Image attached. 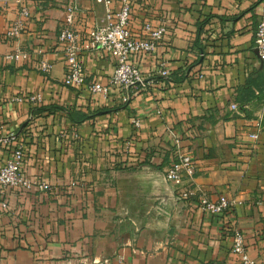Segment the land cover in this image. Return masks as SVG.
Here are the masks:
<instances>
[{"label":"crops","instance_id":"0c3cea01","mask_svg":"<svg viewBox=\"0 0 264 264\" xmlns=\"http://www.w3.org/2000/svg\"><path fill=\"white\" fill-rule=\"evenodd\" d=\"M73 2L83 35L104 19L96 0H0V138L15 133L24 175L53 189L11 191L0 210V264H240L234 229L264 264V127L257 141L249 136L264 118L255 43L263 0H134L133 32L151 22L167 33L155 52L132 59L146 86L108 96L88 88L114 73L104 51L83 54L85 86L63 84L58 36ZM22 7L32 18L9 41ZM15 49H30L31 61L6 60ZM43 57L49 74L34 68ZM163 62L168 78L158 75ZM36 93L41 103L13 101ZM177 139L195 162L191 182L166 179ZM8 157L0 149V163ZM190 183L236 206L207 215L197 199L180 198Z\"/></svg>","mask_w":264,"mask_h":264},{"label":"built area","instance_id":"2783aa9c","mask_svg":"<svg viewBox=\"0 0 264 264\" xmlns=\"http://www.w3.org/2000/svg\"><path fill=\"white\" fill-rule=\"evenodd\" d=\"M98 4L106 7L105 17L94 25L83 35L77 29V21L81 8L79 3L73 2L65 9L64 21L59 32L58 43L62 46L65 57V75L63 84L67 87L80 88L86 85L85 66L83 54L95 51L107 52L114 58L116 66L114 73L110 77L107 86L102 84H92L88 88L92 94L108 96L112 88L124 90L130 93L138 90L141 86H146V81L140 68L132 61L134 56L141 54H151L156 51L167 33L164 25L155 26L151 22L143 25L140 34H135L131 27V15L134 0H96ZM32 18V12L27 7H22L20 16L15 20L6 32V38L14 41L21 37L26 30V22ZM256 48L259 58L264 62V0L261 9L259 24L256 31ZM43 54V51H38ZM6 60L13 62L31 61V50L15 49L5 56ZM53 65L44 57L34 64V68L44 74H49ZM158 75L163 78L170 76L167 63L160 65ZM127 100V99H126ZM15 102H29L32 104L41 103L42 95L39 93L17 97ZM232 110L239 111V106L232 104ZM264 110V97L262 101ZM136 128L141 126L137 120L133 121ZM264 127V118L256 121L254 130L250 133L253 141L259 139ZM17 136L15 133L0 138V149L9 151V157L4 164L0 163V210L8 208L7 199L12 190L22 191H52L51 186L45 182L33 180L24 175L22 165L25 158L22 145L13 147ZM196 172V166L192 155L182 151L180 139L176 140V150L174 152L171 165L166 172V179L169 182L180 183L191 182ZM190 187L180 192L183 200L197 199L199 208L207 215L219 216L226 214L236 206V202L227 196H222L217 200H212L207 194L199 193ZM232 252L239 256L240 264H260L253 259L246 247V237L242 231L234 229L232 233Z\"/></svg>","mask_w":264,"mask_h":264}]
</instances>
